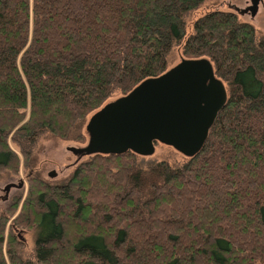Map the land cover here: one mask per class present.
Wrapping results in <instances>:
<instances>
[{"label": "trees", "instance_id": "trees-1", "mask_svg": "<svg viewBox=\"0 0 264 264\" xmlns=\"http://www.w3.org/2000/svg\"><path fill=\"white\" fill-rule=\"evenodd\" d=\"M206 1L0 0V173L28 181L0 212V264H264V34L233 11L188 25ZM174 48L227 94L196 154L95 153L60 182L38 174L41 136L85 145L89 117Z\"/></svg>", "mask_w": 264, "mask_h": 264}, {"label": "water", "instance_id": "water-1", "mask_svg": "<svg viewBox=\"0 0 264 264\" xmlns=\"http://www.w3.org/2000/svg\"><path fill=\"white\" fill-rule=\"evenodd\" d=\"M250 1L253 16L260 0ZM226 99L225 87L206 58H181L94 112L86 124V144L68 149L75 155L131 150L147 156L159 142L192 156L203 146ZM55 175L48 172L49 177ZM11 186L6 184L5 192Z\"/></svg>", "mask_w": 264, "mask_h": 264}, {"label": "rangeland", "instance_id": "rangeland-1", "mask_svg": "<svg viewBox=\"0 0 264 264\" xmlns=\"http://www.w3.org/2000/svg\"><path fill=\"white\" fill-rule=\"evenodd\" d=\"M251 5L250 0H207L202 7L191 13L188 20V25L203 12L210 10H224L235 12L241 20L251 22L258 32L264 34V0H260L257 6L256 13L252 16L248 7ZM245 10V11H244ZM181 59V54L178 48H174L169 57V67L174 66ZM76 141L63 140L54 138L48 134L40 137L38 144L33 149L34 165L38 174L45 179L60 182L63 178L67 177L73 171L75 165L86 159V155H75L68 147L81 146ZM162 158H169L170 161L183 160V155L175 150L173 147L162 143H156L154 153L152 155L142 156L143 161L160 160ZM56 172L54 177H49V171ZM27 174L23 170L22 166L16 175L10 172L0 173V212L8 205V203L16 195L21 196L23 199L27 193L28 181ZM20 183L23 185L20 188H10L8 192H5L4 186L8 183ZM21 204V203H20ZM20 206V205H19ZM16 214V212H15ZM14 214V215H15ZM14 215L12 217H14ZM11 217V218H12ZM10 218V219H11ZM36 231H23L21 237L25 243V247L22 250V255L32 258V248L34 247Z\"/></svg>", "mask_w": 264, "mask_h": 264}, {"label": "flooded vegetation", "instance_id": "flooded-vegetation-1", "mask_svg": "<svg viewBox=\"0 0 264 264\" xmlns=\"http://www.w3.org/2000/svg\"><path fill=\"white\" fill-rule=\"evenodd\" d=\"M9 184H12V186H11V188L13 187V188H20L21 187V183H18V184H16V183H9ZM5 187V186H4Z\"/></svg>", "mask_w": 264, "mask_h": 264}]
</instances>
